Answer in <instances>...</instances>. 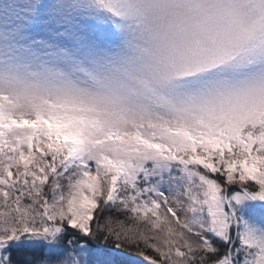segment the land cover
<instances>
[{"label":"snow or ice","instance_id":"6c2138e0","mask_svg":"<svg viewBox=\"0 0 264 264\" xmlns=\"http://www.w3.org/2000/svg\"><path fill=\"white\" fill-rule=\"evenodd\" d=\"M0 264H264V0H0Z\"/></svg>","mask_w":264,"mask_h":264}]
</instances>
